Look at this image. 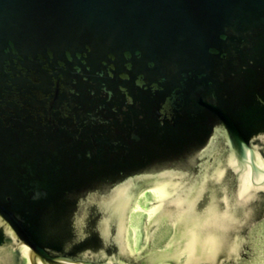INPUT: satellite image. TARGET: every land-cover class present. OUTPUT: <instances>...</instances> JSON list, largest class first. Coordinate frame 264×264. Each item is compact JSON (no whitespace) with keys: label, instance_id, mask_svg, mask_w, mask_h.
<instances>
[{"label":"water","instance_id":"1","mask_svg":"<svg viewBox=\"0 0 264 264\" xmlns=\"http://www.w3.org/2000/svg\"><path fill=\"white\" fill-rule=\"evenodd\" d=\"M0 264H264V0H0Z\"/></svg>","mask_w":264,"mask_h":264}]
</instances>
